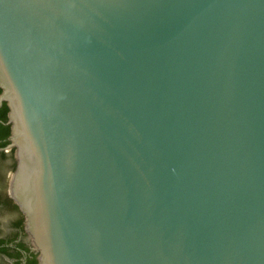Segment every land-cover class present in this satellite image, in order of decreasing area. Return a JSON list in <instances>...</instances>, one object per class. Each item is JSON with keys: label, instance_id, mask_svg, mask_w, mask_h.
<instances>
[{"label": "water", "instance_id": "water-1", "mask_svg": "<svg viewBox=\"0 0 264 264\" xmlns=\"http://www.w3.org/2000/svg\"><path fill=\"white\" fill-rule=\"evenodd\" d=\"M0 88L37 264H264V0H0Z\"/></svg>", "mask_w": 264, "mask_h": 264}, {"label": "trees", "instance_id": "trees-1", "mask_svg": "<svg viewBox=\"0 0 264 264\" xmlns=\"http://www.w3.org/2000/svg\"><path fill=\"white\" fill-rule=\"evenodd\" d=\"M1 91L2 90L0 88V94H1ZM8 112H9V107H8L7 103L4 102L0 106V160L1 161H5V160H9V159L13 160V163L10 164L9 168H10V170H14L15 166H16V163L14 161L15 149L10 148V152L5 151L7 149V147H9V145H10L9 136L11 134L10 125L7 124ZM1 200H2V202H5V204H6L5 207H8V209H10L12 212H20L18 206L13 202V200L8 195L3 197ZM23 220H24L23 215L20 214V217L18 218V220L13 222L14 226L22 229V231L24 230ZM0 243H3V241L0 240ZM19 246H21L22 249H24L26 252L29 253L26 264H37V262H38L37 261V253L31 252L30 246L28 244L19 243ZM0 251L6 252L10 256L18 258V259L21 255V252H19V251L11 252V251H9V248H7V247H0ZM16 264H21L20 260H17Z\"/></svg>", "mask_w": 264, "mask_h": 264}, {"label": "flooded vegetation", "instance_id": "flooded-vegetation-1", "mask_svg": "<svg viewBox=\"0 0 264 264\" xmlns=\"http://www.w3.org/2000/svg\"><path fill=\"white\" fill-rule=\"evenodd\" d=\"M5 151L7 152V150ZM5 206H6L5 202H2V200H0V207L3 208ZM19 217L20 216H18L12 221V224H11L12 227L11 228L9 227V229L4 228L3 223L0 220V240L3 241V243H0V247H7L9 248V251L11 252H16V251L21 252V255L18 259V258L10 256L6 252L0 251V264H16L17 260H20L21 264H26L29 253L26 252L24 249H22L21 246H19V243H24V244L29 245L27 234L25 233L24 230L22 231V229L15 227L13 224V222L18 220ZM30 251L34 252L31 249V247H30Z\"/></svg>", "mask_w": 264, "mask_h": 264}, {"label": "rangeland", "instance_id": "rangeland-1", "mask_svg": "<svg viewBox=\"0 0 264 264\" xmlns=\"http://www.w3.org/2000/svg\"><path fill=\"white\" fill-rule=\"evenodd\" d=\"M10 152V147H7ZM15 161V159H14ZM13 163V160H0V200L8 195V186L10 176L13 170H10L9 166ZM9 196V195H8ZM21 212H12L8 207H0V220L3 223L4 228L9 229L12 227V221L20 216Z\"/></svg>", "mask_w": 264, "mask_h": 264}, {"label": "built area", "instance_id": "built-area-1", "mask_svg": "<svg viewBox=\"0 0 264 264\" xmlns=\"http://www.w3.org/2000/svg\"><path fill=\"white\" fill-rule=\"evenodd\" d=\"M7 151H9L8 149H6Z\"/></svg>", "mask_w": 264, "mask_h": 264}]
</instances>
